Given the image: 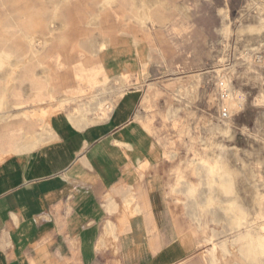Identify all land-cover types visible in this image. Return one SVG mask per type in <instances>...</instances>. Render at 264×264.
I'll return each instance as SVG.
<instances>
[{
  "label": "crops",
  "instance_id": "0c3cea01",
  "mask_svg": "<svg viewBox=\"0 0 264 264\" xmlns=\"http://www.w3.org/2000/svg\"><path fill=\"white\" fill-rule=\"evenodd\" d=\"M19 14L18 24L1 26L13 33L42 29L44 13ZM52 14L61 17L57 7ZM44 29L49 34L41 41L27 37L26 51L6 44L7 57L21 62L22 52L33 59L36 42L45 47L49 85L39 82L33 100L54 94L64 106L24 137L25 149L0 160V264H206L194 208L184 201L198 180L184 159L168 158L160 121L167 64L143 53L133 31L115 47L102 50L99 43L97 60L82 62L68 54L77 45L71 32L58 41ZM201 166L207 176L213 172V164ZM207 245L214 262L220 244Z\"/></svg>",
  "mask_w": 264,
  "mask_h": 264
},
{
  "label": "rangeland",
  "instance_id": "374dc122",
  "mask_svg": "<svg viewBox=\"0 0 264 264\" xmlns=\"http://www.w3.org/2000/svg\"><path fill=\"white\" fill-rule=\"evenodd\" d=\"M55 7L61 17L49 18ZM23 8L44 13L41 24L58 41L71 32L77 45L68 54L82 62L97 60L99 43L102 50L115 47L133 31L143 53L167 64L160 121L168 158L184 159L185 171L198 180L195 195L184 201L192 203L206 244L201 254L206 264H264V0H0V160L25 149L24 137L64 106L54 94L33 100L39 82L49 85L39 41L32 60L25 52L23 62L7 57V43L26 51L28 36L41 41L49 34L45 27L13 33L1 26L18 24ZM122 79L128 83L129 76ZM204 160L214 166L208 176ZM212 242L221 250L214 262Z\"/></svg>",
  "mask_w": 264,
  "mask_h": 264
},
{
  "label": "built area",
  "instance_id": "2783aa9c",
  "mask_svg": "<svg viewBox=\"0 0 264 264\" xmlns=\"http://www.w3.org/2000/svg\"><path fill=\"white\" fill-rule=\"evenodd\" d=\"M222 116H223V117H226V116H227V111H226V110H223V111H222Z\"/></svg>",
  "mask_w": 264,
  "mask_h": 264
}]
</instances>
